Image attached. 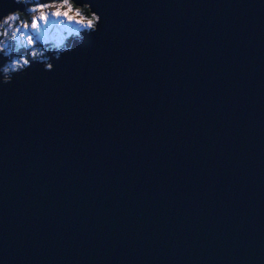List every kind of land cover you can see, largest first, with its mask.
Masks as SVG:
<instances>
[{
    "label": "water",
    "instance_id": "obj_1",
    "mask_svg": "<svg viewBox=\"0 0 264 264\" xmlns=\"http://www.w3.org/2000/svg\"><path fill=\"white\" fill-rule=\"evenodd\" d=\"M72 1L0 91V264H264V0Z\"/></svg>",
    "mask_w": 264,
    "mask_h": 264
},
{
    "label": "snow or ice",
    "instance_id": "obj_2",
    "mask_svg": "<svg viewBox=\"0 0 264 264\" xmlns=\"http://www.w3.org/2000/svg\"><path fill=\"white\" fill-rule=\"evenodd\" d=\"M79 3H83L84 0H78ZM20 0H17V6H19ZM61 7H67V10L61 11L59 8L55 11H45V9H52L56 6V0H51V2L41 3L40 0H32V6L27 7L25 10L29 13L37 12L38 15L32 16L30 18V23H23L21 27L15 28L12 32L13 39L16 38L17 33L21 32V28L23 32H21L22 40L20 44L26 46L27 51L25 54L18 56L15 59H11L8 67L3 69L4 75L3 80L0 81V91L7 89L13 77L7 75V73L16 72L19 68L24 66H29L31 63L36 61L37 57L43 56L42 52H39L36 48L37 39L33 38L32 33L36 34V37L42 39L45 35L43 32V27L47 26L52 20H56L59 23H63L64 20H67L70 23L80 25L81 28L84 29H93L96 30L99 26V23H102V8L97 6V11L101 12V15H97L96 12H92L90 15V19H76L73 15H70L69 12L72 10V6L69 3V0H59ZM77 14H79L80 10L76 9ZM17 19V13L15 9L9 10L8 14L4 15L3 21L0 23H7L8 21H15ZM2 35L7 36V31L3 32ZM19 46V45H18ZM7 46L3 41H0V54H2L5 58H10V51H5ZM44 66L52 70V63H45Z\"/></svg>",
    "mask_w": 264,
    "mask_h": 264
},
{
    "label": "flooded vegetation",
    "instance_id": "obj_3",
    "mask_svg": "<svg viewBox=\"0 0 264 264\" xmlns=\"http://www.w3.org/2000/svg\"><path fill=\"white\" fill-rule=\"evenodd\" d=\"M20 1L26 3V8L32 6V0H20ZM69 1L76 9H79L82 12V14L85 16L86 8H88L87 6L84 5L81 7H77L72 3L71 0H69ZM40 2L42 3L43 1L40 0ZM16 13H17V19L15 21H13V23H11V21H8L7 23H0V41H3L5 43V45L7 46L5 48V51H10V58H5L2 56L4 62L0 68L1 72H3L4 68L8 67L11 59H15L18 56L25 54V52L27 51L26 46L20 44V41L22 40L21 32L23 31V29L21 28V32L17 33V36L15 39H13V37H12V32L15 30V28H17L19 26L21 27V25L23 23L30 22L31 13L27 12L26 10L24 12H17L16 11ZM85 17L88 18V16H85ZM5 31H7V33H8L7 36L2 35V33ZM83 32H84V30H81L79 33L82 34ZM75 37H77V36L70 35L68 37V39L64 41L62 49H58V48H56V46H53V45L48 44L46 42H41L40 40L37 39L36 48L38 49L39 52L43 53V56L42 57L38 56L36 60L42 61L44 64L50 63L51 56L54 53H59L60 51L69 48L70 44H68V43H69L70 38L74 39ZM26 67L27 66L21 67V68H19L18 71H22ZM9 73L12 74L13 72L10 71ZM11 74L9 76H11Z\"/></svg>",
    "mask_w": 264,
    "mask_h": 264
},
{
    "label": "rangeland",
    "instance_id": "obj_4",
    "mask_svg": "<svg viewBox=\"0 0 264 264\" xmlns=\"http://www.w3.org/2000/svg\"><path fill=\"white\" fill-rule=\"evenodd\" d=\"M69 3H70V1H69ZM71 6H72V10L69 12L70 15H73L76 19H81V18L90 19V18H86L82 14L81 11L79 12V14H77L76 8L72 4H71ZM57 8H59L61 11L67 10L66 6L61 7L59 1H56V6L54 8L45 9V11H55V10H57ZM35 15H38V13L37 12H31V17L35 16ZM11 23H13V21H11ZM26 23H30V22H26ZM83 29L84 28H81L80 25L70 23L67 20H64L63 23H59L56 20H52L47 26L43 27V32L45 33V35L42 39L37 38L36 34L34 32L32 33V35H33L34 39H38L41 42H46L48 44L56 46V48H58V49H62L64 41L67 40L70 35L77 36L79 34V32ZM86 30H89V29H86ZM3 74H4V72H1V75H3ZM10 74L11 73H7V75H10Z\"/></svg>",
    "mask_w": 264,
    "mask_h": 264
},
{
    "label": "trees",
    "instance_id": "obj_5",
    "mask_svg": "<svg viewBox=\"0 0 264 264\" xmlns=\"http://www.w3.org/2000/svg\"><path fill=\"white\" fill-rule=\"evenodd\" d=\"M41 1H43L42 3H44V2H51V0H41ZM56 1H58V0H56ZM88 7V6H87ZM89 8V7H88ZM88 8H86V12H85V16H88V18H90V15H91V12L89 11V9ZM71 40L73 39V38H70ZM69 43H70V40H69ZM68 43V44H69Z\"/></svg>",
    "mask_w": 264,
    "mask_h": 264
},
{
    "label": "clouds",
    "instance_id": "obj_6",
    "mask_svg": "<svg viewBox=\"0 0 264 264\" xmlns=\"http://www.w3.org/2000/svg\"><path fill=\"white\" fill-rule=\"evenodd\" d=\"M71 1H72V0H71ZM72 2H73V1H72ZM24 3H25V2H24ZM87 6H88V5H87ZM24 11H25V10H24ZM24 11H23V12H24ZM17 12H21V11H17ZM1 20H3V19H1ZM1 20H0V21H1ZM72 40H73V39H72Z\"/></svg>",
    "mask_w": 264,
    "mask_h": 264
},
{
    "label": "bare ground",
    "instance_id": "obj_7",
    "mask_svg": "<svg viewBox=\"0 0 264 264\" xmlns=\"http://www.w3.org/2000/svg\"><path fill=\"white\" fill-rule=\"evenodd\" d=\"M21 2V1H20ZM39 61V60H38Z\"/></svg>",
    "mask_w": 264,
    "mask_h": 264
}]
</instances>
